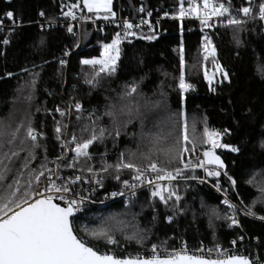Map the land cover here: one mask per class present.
<instances>
[{
    "label": "snow or ice",
    "instance_id": "snow-or-ice-1",
    "mask_svg": "<svg viewBox=\"0 0 264 264\" xmlns=\"http://www.w3.org/2000/svg\"><path fill=\"white\" fill-rule=\"evenodd\" d=\"M61 7L67 9L61 12L68 21L67 33L77 37L74 47H79V37L75 31L80 27L79 22L95 24L97 20H103L119 29L111 35L109 42H99L98 56L82 57L79 61L81 66L89 69L82 73L83 82L89 90L97 88L102 79L115 76L119 65L126 59L129 62H143L136 51H129L122 47L123 44L132 48L133 38L147 41L157 39L158 33L144 16L138 23L128 17L118 18L114 0H74ZM135 11L149 17L152 15L143 5ZM39 15L43 17L45 14L41 11ZM163 15L167 17L169 12L165 11ZM3 16L14 26H19V18L13 11H7ZM171 18L178 21L194 18L199 21L202 32L205 28L217 26L229 28L235 45L239 47L242 44L240 34L247 30L249 22L259 23V31L264 32V0H245L236 8L232 0H177V9ZM156 23L158 25L159 21ZM143 25H147L149 34L137 32ZM99 31L103 32V27ZM81 35L87 37V30ZM0 43L7 45L9 39L5 37ZM3 54L0 52V55ZM69 55V48L62 50V57ZM216 55L212 38L204 33L201 36L200 56L203 61L211 58L214 65L211 75L207 70L204 72V80L213 93L217 83L231 82L229 72L219 63ZM67 63L64 58L58 60V73ZM22 71L29 72V69ZM5 75L12 76V73ZM29 76L26 99L31 101L38 73L29 72ZM142 80L143 77L122 84L117 101L108 102L101 110H86L79 100L73 101L72 97H69L66 108L56 106L55 113L60 119L54 117V139L59 145V154L52 160L48 159L46 148L40 143L45 134L34 127L31 112L14 127L0 124V264H261L256 257L243 254L242 246L236 250V240L230 242V249L215 242L206 250L201 245L195 251L204 255L189 254L186 243H182L179 249H168L167 240L148 245L151 229L139 226L136 220L139 213L129 211L126 215L131 219L128 220L120 219L116 214L110 215L95 227L78 223L86 202L90 201L89 195L77 185H88L95 192L97 186L104 187L106 177H111L120 185V190L107 193L106 199L124 197L125 207L130 209L137 197L136 189L147 186L149 201H159L169 210L171 214L165 215L164 220L171 223L187 208L186 205L181 207L184 196L177 186L178 182L207 183L208 177H219L225 168L217 149H228L237 154L241 152L239 145L222 142L224 136L230 135V129H210L203 117L193 115L189 120L184 110L172 112L163 92L159 99H151L139 90ZM177 86L183 101L186 91L193 88L185 79L183 43L179 47ZM155 109L166 113L165 127H161L159 119L154 124L148 121L147 113ZM45 111L52 114V110ZM66 117H73L77 122L71 129V121L65 122ZM105 117L107 124L103 123ZM134 121L140 125L137 147H125L117 154L115 161H108L106 153H99V162L96 163L91 148L107 140L115 144L122 134L130 135L125 130ZM198 125L201 127L198 128ZM256 146L264 151V132L260 133ZM37 149L45 154L32 167L37 158ZM65 169H71L75 174L65 175ZM197 170L204 175H199ZM125 172L129 178H122ZM223 175L235 188L236 180L226 171ZM246 183L251 186V178ZM187 186L185 184V188ZM213 186L217 192L221 191L218 180ZM260 192L249 204L244 205L241 201V205L245 215L264 221V215L254 211L257 203L264 205V189ZM220 204L225 206L223 213L219 206H208L201 201L213 235L214 220L223 219L228 227L238 226L235 218L237 207L227 198L221 200ZM149 206L152 207V204ZM152 210L155 212L156 208ZM117 236L141 249L147 246V253L141 251L135 255L117 256L111 246L124 247ZM238 239L242 241L243 237ZM92 241L103 242L107 250L94 247Z\"/></svg>",
    "mask_w": 264,
    "mask_h": 264
},
{
    "label": "trees",
    "instance_id": "trees-1",
    "mask_svg": "<svg viewBox=\"0 0 264 264\" xmlns=\"http://www.w3.org/2000/svg\"><path fill=\"white\" fill-rule=\"evenodd\" d=\"M117 1L114 0V10ZM123 1L133 14L137 13L135 9L141 5L157 6L162 13L167 11L169 14L177 9V0ZM71 2L74 0H0V22L5 20L4 28L0 29V41L5 37L9 39L7 45L0 43V52L4 53L0 55V124H11L14 127L21 118L31 112L34 127L45 134L40 143L45 146L48 159L52 160L59 154V145L54 139V117L60 119L55 113L56 106L66 108L70 102L69 97H72L73 101L79 100L86 110H101L108 102L117 101L122 84L143 77L139 90L146 97L159 99L163 92L172 112L184 110L189 120L193 115L203 117L210 129H230V135L224 136L222 142L239 145L241 152L237 154L228 149H217L225 163L220 179L224 185L230 187L232 196L240 205L241 201L247 205L254 197H258L260 190L264 189V151L256 146L260 133L264 132V32L259 31V23L247 24V30L240 34L242 44L239 47L232 39L231 29L222 26L210 29L214 37L216 59L229 72L231 81L217 83L215 93L209 91L208 83L204 80L205 70L212 74L214 65L211 58L203 61L200 56V24L195 19L183 22L162 21L154 28L158 33L157 39H136L132 48L126 43L123 44L122 47L128 48L129 51H136L143 62H129L126 59L119 65L115 76L102 79L97 88L89 90L82 76V73L89 69L81 66L79 61L82 57L98 55L99 42H107L109 35L105 31L100 32L95 26L86 25L84 30L88 32L87 37L83 36L81 46L74 47L77 37L68 34L66 26L49 29L40 26L42 20L53 22L58 19L65 9L61 5ZM244 3L245 0H232L234 8ZM7 11L15 13L20 21L19 26H14L4 19L3 14ZM41 11L45 14L44 18L39 15ZM137 32L149 34L148 28ZM181 43L184 47L185 79L193 85V88L185 93L183 101L177 86ZM66 47L70 49V55L62 57V50ZM60 58L68 60V63L58 73ZM25 68L31 73H38L31 101L26 99L30 76L29 72L22 71ZM9 72L12 76L5 75ZM37 108L40 111H36ZM45 109L52 110V114L49 115ZM165 116L166 113L160 109L147 113L148 121L154 124L159 119L161 127H165ZM68 121H71L70 129L77 123L73 117H66L65 122ZM103 123H108L106 117ZM125 131L130 135L122 134L115 144L107 140L91 148L96 163L99 162V153H106L105 158L108 161H115L117 154L125 147H137L140 125L134 121ZM44 154L37 149V158L31 166L35 167ZM20 159H23V154ZM225 171L236 180L235 188L223 175ZM197 173L203 176L200 170H197ZM122 178H129L128 173H123ZM250 178L251 186L246 183ZM185 184L188 185L186 188ZM177 186L184 196L181 207L186 205L187 208L171 223L164 220L165 215H170L171 212L159 201H149V189L137 194L130 209H127L122 201H114L106 207L87 210L79 223L95 227L110 215L116 214L120 219L128 220L131 219L126 215L129 211L139 213L136 217L139 226L151 229L148 245L167 240L168 249L177 248L182 241H186L189 246L205 243L212 247L215 242L226 247L232 239L238 238L240 229L228 227L223 219L213 221V235V228L209 227L206 209L202 208L201 201L208 206H219L222 213L226 209L220 204V197L210 187L197 182H178ZM119 187L117 181L106 177L104 187L99 193H111ZM150 203L152 207L149 206ZM153 207L156 208L155 212ZM254 211L264 215V205L257 203ZM241 220L243 231L249 238L245 242L243 254H257L264 261V221L248 216H243ZM117 239L124 245V250L120 247L122 252L133 254L147 250V246L141 249L119 236ZM91 243L105 245L103 242Z\"/></svg>",
    "mask_w": 264,
    "mask_h": 264
},
{
    "label": "built area",
    "instance_id": "built-area-1",
    "mask_svg": "<svg viewBox=\"0 0 264 264\" xmlns=\"http://www.w3.org/2000/svg\"><path fill=\"white\" fill-rule=\"evenodd\" d=\"M144 7L146 8V10L151 11L152 15L150 17L149 16H146V15H144L142 13H139V12H137L136 14H133V12L129 11L126 8V4H124V1L123 0H118L117 1V6H116L115 11L117 12V17L118 18L119 17H128L130 20H132L133 22H136V23L139 22L141 16H144L145 19H148L150 21V23L154 26V28L157 26V23H156L157 21H159V24L162 21H165V20L178 21V20H175V19L171 18V15L172 14H169V16L165 17L163 15V13L161 12V9L159 7H157V6H144ZM66 10L67 9L65 8L64 11H66ZM42 18H44V17H42ZM4 19H5V17H4ZM189 19H194V18H185L184 20L179 21V22H183V21L189 20ZM67 23H68V21H66L64 19V17L60 14L59 15V18L56 19V20H53V22H50L48 20H42V21H40V26H45V25L51 24L52 25L51 27H45L46 29H49V28H56V27H62V26L65 27ZM73 23L75 24V23H78V22H73ZM79 23H80V27H78V28L75 29V31L77 32V35L79 37V41H80L79 42V46H81V44H82L83 35H81V33L84 31V27L86 25H92V26H95L96 28L103 27L104 31L107 33V35H109V40L107 42L110 41L111 35L114 34L115 31H118L119 30V29H117L115 27V25H109L107 22H105L103 20H97L95 22V24H93L91 22H88V23L79 22ZM4 25H5V20H4V22H0V29H3L4 28ZM143 28H148V27H147V25H143L140 29H143ZM40 29H43V28H40ZM140 29H137V30H140ZM199 31H200V43H201V36L204 35V33H207L212 38L213 44L215 46L214 37H213L212 32H211V30L209 28H205L203 30V32H202L201 31V25H199ZM135 40L136 39L133 38L132 39V43ZM98 55H95V56H98ZM64 174L65 175H74L75 173L71 169H65L64 170ZM221 174H222V171H221ZM220 178H221V175L219 177H208L207 178V183H202V184L207 185L208 187H210L220 197V201L223 200V199H225V198H227L233 205H235L237 207L238 211L235 213V218L238 221V226H233L231 228L232 229H235V228L240 229V234L238 235V237H243V240L241 241L238 238H234L231 241L236 240L237 241V248H236V250H239L241 248V246H242L243 253H244L245 252V247H246L245 242L249 238H248L247 234L243 231V228H242V220L241 219H242L243 216H247V215L244 214V211H243L242 206L232 196V192H231L230 187L227 186V185H224L222 183V181H221ZM217 180L219 181V185H220V188H221V191L220 192H217L216 191V188L213 186V185L216 184V181ZM179 182H185L186 183V181H183V180H181ZM187 182H198V181H187ZM77 187H79L81 190H84L85 191V194L89 195V201H90V202H86L85 207H84V211H83V213L80 214L81 218H82L83 215L86 214L87 210H90L93 207L103 208V207L108 206L109 204H111L114 201H122L124 203V197L117 196V197H108L106 199L105 197H106V194L107 193L100 194L99 192L101 191V187H99V186L96 187L95 192H93L92 189H91V187H89L88 185L79 184V185H77ZM145 189H148V187L145 186L143 188L136 189L137 194L140 191L145 190ZM119 190H120V187H119V189L114 190V191H119ZM224 190H227V191H224ZM101 201H103V203H101ZM229 214H231V213H229ZM248 217H251V216H248ZM182 243H186L187 250H188V253L189 254L204 255L205 253H200V252H196L195 251V250L199 249L201 247V245H203V248L205 250L208 249V248H211L210 245L205 244V243H200L197 246H189L186 241H182ZM182 243L176 249L181 248ZM93 246L94 247H98L101 251L107 250L105 245H93ZM223 248L230 249L231 248V243L228 246L223 247ZM122 249L124 250L125 248L122 247ZM111 250L117 256H121V257L124 256V255H126V254H132V253H129V252H124V251L122 252L120 250V247H117V246H111ZM141 251L147 253V250H141ZM141 251H139V252H141ZM136 253L137 252L133 253V255H135ZM249 255L250 256H253V257H256L257 260L259 262H261V264L264 263V261L262 260V258L259 255H257V254H249ZM214 256H215V253H213V257Z\"/></svg>",
    "mask_w": 264,
    "mask_h": 264
},
{
    "label": "rangeland",
    "instance_id": "rangeland-1",
    "mask_svg": "<svg viewBox=\"0 0 264 264\" xmlns=\"http://www.w3.org/2000/svg\"><path fill=\"white\" fill-rule=\"evenodd\" d=\"M209 75H211V73H208ZM217 151V150H216ZM218 154V153H217ZM219 155V154H218ZM221 157V156H220ZM222 159V158H221ZM222 171V170H221ZM185 183V182H184ZM186 183H190V182H186ZM198 183V182H197Z\"/></svg>",
    "mask_w": 264,
    "mask_h": 264
},
{
    "label": "water",
    "instance_id": "water-1",
    "mask_svg": "<svg viewBox=\"0 0 264 264\" xmlns=\"http://www.w3.org/2000/svg\"><path fill=\"white\" fill-rule=\"evenodd\" d=\"M262 264H264V263H262Z\"/></svg>",
    "mask_w": 264,
    "mask_h": 264
}]
</instances>
